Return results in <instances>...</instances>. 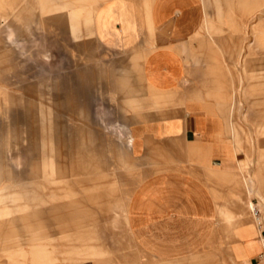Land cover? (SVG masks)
I'll list each match as a JSON object with an SVG mask.
<instances>
[{
    "label": "rangeland",
    "instance_id": "374dc122",
    "mask_svg": "<svg viewBox=\"0 0 264 264\" xmlns=\"http://www.w3.org/2000/svg\"><path fill=\"white\" fill-rule=\"evenodd\" d=\"M95 1L0 0V264H35L40 248L45 264L135 253L120 217L136 182L125 137L135 106L109 85L108 57L91 39ZM200 1L203 25L185 59L193 74L212 65L222 78L212 99L242 156L239 213L260 198L244 174L264 178L263 0ZM240 222L256 226L248 212Z\"/></svg>",
    "mask_w": 264,
    "mask_h": 264
},
{
    "label": "crops",
    "instance_id": "0c3cea01",
    "mask_svg": "<svg viewBox=\"0 0 264 264\" xmlns=\"http://www.w3.org/2000/svg\"><path fill=\"white\" fill-rule=\"evenodd\" d=\"M92 9L89 33L108 57L109 85L135 106L125 137L136 182L120 214L135 253L72 264H260L264 235L255 227L264 225V178L244 174V185L254 181L260 198L258 205L247 198L238 213L242 156L226 136L221 101L212 99L222 94V78L212 65L193 74L186 64L204 21L201 1L96 0ZM247 212L255 227L240 222ZM39 254L35 264L50 261L41 248Z\"/></svg>",
    "mask_w": 264,
    "mask_h": 264
},
{
    "label": "bare ground",
    "instance_id": "6f19581e",
    "mask_svg": "<svg viewBox=\"0 0 264 264\" xmlns=\"http://www.w3.org/2000/svg\"><path fill=\"white\" fill-rule=\"evenodd\" d=\"M253 207V206H252ZM255 215V214H254ZM257 220V219H256Z\"/></svg>",
    "mask_w": 264,
    "mask_h": 264
}]
</instances>
